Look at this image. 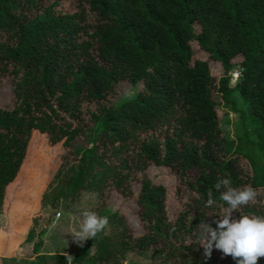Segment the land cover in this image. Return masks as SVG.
<instances>
[{"label":"trees","instance_id":"trees-1","mask_svg":"<svg viewBox=\"0 0 264 264\" xmlns=\"http://www.w3.org/2000/svg\"><path fill=\"white\" fill-rule=\"evenodd\" d=\"M5 78L13 82V103L0 107V234L9 230L24 177L37 178L26 175L34 144L52 134L51 144L66 137L64 148L77 159L67 170L62 164L59 175L67 180L41 196L42 208L56 211L66 188L86 186L98 169L123 196L140 184L135 200L144 234L134 236L115 213L108 217L111 235L102 230L68 250L72 264H122L130 253L155 264H235L215 247L205 257L197 225L216 228L220 213L204 207L206 193L219 208L227 187L250 185L258 193L231 218L264 217V165L244 150L226 149L218 115L222 101L233 109L234 96L243 98L258 136L243 140L257 145L264 162V0H0V83ZM122 83L138 91L114 103ZM151 164L179 179L175 218L166 187L146 173ZM221 178L230 184L216 191ZM42 246L40 238L29 264H66L63 254L37 255Z\"/></svg>","mask_w":264,"mask_h":264},{"label":"rangeland","instance_id":"rangeland-1","mask_svg":"<svg viewBox=\"0 0 264 264\" xmlns=\"http://www.w3.org/2000/svg\"><path fill=\"white\" fill-rule=\"evenodd\" d=\"M196 58L206 60L207 55L197 52ZM210 66L214 74H222V67L219 64L212 63ZM230 75V85L234 87L238 78L237 68L232 70ZM118 89L120 95L111 98L114 103H118L124 98L132 97L138 91V89L126 83L120 84ZM234 102L235 108L233 109L230 104L223 101L218 108L220 128L227 139L226 149L233 153L244 150L251 157H255L259 168L264 165L263 160L257 158L258 154L261 153L259 148L254 143L249 142L246 144L243 140L246 135L251 140H258L257 130L251 124L250 118H248L247 104L243 98L236 95L234 96ZM12 103L13 82L10 78H5L0 83V107L7 108L12 106ZM45 114L49 113L46 111ZM56 124L61 126L63 123L56 122ZM51 138L52 134L50 136L47 135L43 141H37L32 148L31 155L33 156L29 162L31 175L30 173L26 175H33L37 178L33 182L30 178L27 180L28 177H24L23 185L11 203L10 208L13 213L8 217V221H5L7 223L5 225L9 230L5 234L4 232L0 234V255L5 253L7 258L0 256V264H29V261L34 258L32 254L33 246L40 238H42L43 243L45 241V249L47 251L67 252L78 245L72 241L69 233L73 227L79 225L82 219L80 212L85 209L107 217L115 213L120 214L125 218L129 231L134 236L143 235L145 232L138 217L139 207L135 200V196L140 190V184H132V196H123L114 189V182L111 180L107 170L103 169H98L86 186L67 187L64 195L58 201L56 211L51 209L48 204L42 208L39 205L41 196L44 193L51 196L57 190V184L67 180L66 174L59 175L62 164L65 163L66 167L64 169L67 170L71 162H75L77 159L74 149L67 151L64 148L66 137L62 136L54 145L51 144ZM83 139H78L76 143L85 146L86 143H83ZM54 140L56 139L54 138ZM146 173L153 183L166 187L168 195L167 209L169 215L175 218L182 205L176 193L179 179L174 175L171 168L154 164H151L146 169ZM34 177H31V179L33 180ZM51 214V222L46 226L47 218ZM43 228L46 229L45 232L43 235H39L40 230ZM30 229L34 230V234L31 241L26 242L25 238ZM113 231L114 228L110 229V226L107 225L103 230V234L111 235ZM217 252L220 259H225V255L221 250ZM16 255L18 256L16 257ZM226 258L233 259L230 255H227ZM120 263L155 264L150 257L148 258L141 254L137 255L136 253L126 255L123 260H120ZM86 264H93V262H86ZM257 264H264V257L258 258Z\"/></svg>","mask_w":264,"mask_h":264},{"label":"clouds","instance_id":"clouds-1","mask_svg":"<svg viewBox=\"0 0 264 264\" xmlns=\"http://www.w3.org/2000/svg\"><path fill=\"white\" fill-rule=\"evenodd\" d=\"M229 184L228 178H221L213 187L219 191L222 185ZM257 195V191L250 185L242 189L227 187L226 191L220 192L224 206L217 208L213 192L209 190L206 193L204 207L219 210L220 218L216 221L215 229L203 222L197 225V239L204 249L205 257H210L213 247L221 250L224 255H230L235 264H257L258 258L264 257V217L240 215L239 219L231 218L234 210L239 211L241 206L254 201ZM80 217L81 222L69 234L73 242L83 246L84 241L93 239L105 229L108 217L87 209L80 212ZM64 258L66 264H72L74 260L67 252Z\"/></svg>","mask_w":264,"mask_h":264},{"label":"crops","instance_id":"crops-1","mask_svg":"<svg viewBox=\"0 0 264 264\" xmlns=\"http://www.w3.org/2000/svg\"><path fill=\"white\" fill-rule=\"evenodd\" d=\"M45 247H46V243H45V241H44V243H43V246H42V248L39 250V252H38V254L37 255H56V254H63L64 255V251L63 252H58V251H54V250H46L45 249ZM67 253H68V251H67ZM4 255V256H3ZM1 257H6L5 256V253L3 254L2 253V255H0ZM18 255H16V257H17ZM35 257V256H34ZM7 258V257H6ZM34 259V258H33ZM32 259V260H33ZM84 264H86V263H84Z\"/></svg>","mask_w":264,"mask_h":264}]
</instances>
